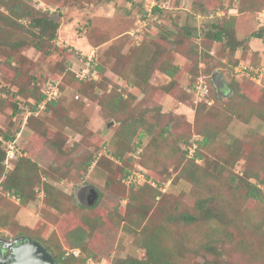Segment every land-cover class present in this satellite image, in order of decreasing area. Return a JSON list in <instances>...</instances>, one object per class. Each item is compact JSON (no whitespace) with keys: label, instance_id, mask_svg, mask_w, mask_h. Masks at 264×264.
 <instances>
[{"label":"rangeland","instance_id":"1","mask_svg":"<svg viewBox=\"0 0 264 264\" xmlns=\"http://www.w3.org/2000/svg\"><path fill=\"white\" fill-rule=\"evenodd\" d=\"M141 2L38 0L34 4L36 8L56 14L54 18L59 22L56 38L42 45L43 50L50 48V51L43 53L28 46L23 48L26 56H22L20 49H15L10 64L0 57L3 103L0 135H14L17 157L31 159L38 173L46 171L55 177L37 175L34 166L20 168L26 181L23 190L27 199L18 205L12 200L15 197L8 199L0 194V227L3 228L0 237L33 235L55 253L78 244L84 255L100 264H117L118 259L127 257L145 259L147 248L143 241L150 238L153 228L165 223L166 212L176 207L195 213L197 200L209 197L214 198V206L223 209L220 212L224 221L201 219L199 223L185 226L172 222L173 232L163 230L164 237L158 242V247L166 249L169 257L153 264H264V198L262 201L245 198L232 188L235 183L228 176L242 175L244 170L256 173L257 177L263 175L264 121L250 114L264 116V39L260 43H248L258 37L259 31H264V0H173L152 17L148 27L139 21L145 7V0ZM218 8L223 10L218 15L220 19H209L207 14ZM238 8L247 10L244 13L240 10L242 14L237 16L233 34L251 52L241 48L231 51L225 40L217 42L208 34L212 23L226 20ZM185 27L193 28V34L188 36ZM198 31L202 34L198 35ZM92 48L97 64L105 67L103 76L96 77L98 81L105 77L102 82L84 86L85 93L81 94L77 82L66 79L68 83H64L58 100L61 109L57 119L54 110L46 114L39 110V115L31 114L32 119L24 122L25 110L31 109L28 105L33 104L32 96H37L42 81L47 77H69L63 67L68 63H71L70 70L83 66L81 58ZM211 49L213 53L209 56L207 50ZM176 63L181 71L174 79V74L169 77L164 71ZM256 67L260 70L255 79L242 70ZM18 69L20 72L12 81L11 90L8 82ZM200 72L209 77L205 99L198 98L192 87ZM19 84L21 94H13ZM117 93L118 100L115 96L112 98L120 111L117 109L112 116L107 106L99 103L106 105L109 95ZM231 102L244 103L241 117L229 118L227 110ZM133 123L137 133L143 132L142 144L138 147L141 150L123 164L133 170L135 186L131 192L121 194L120 167L107 163L105 169L94 164L84 170L79 164L88 155H97L101 148L120 150ZM165 127L167 131L160 135ZM78 128L85 138L78 133ZM47 129V135H43ZM207 130L212 132L213 140L201 149L205 156L198 164L211 162L199 172L198 187L195 182L178 177L183 171V155L181 150L174 152V147L180 144L183 150L191 140L201 139ZM181 133L184 141L179 139ZM51 138L62 143L64 153L47 146ZM131 140L133 148L139 138L132 136ZM3 149L0 140V151ZM129 153V149L125 150L123 157ZM15 160L7 161L6 169L1 172L2 180L16 169ZM221 163L225 168L220 169ZM145 172L150 178L147 181ZM110 175L111 185L105 187V179ZM44 181L63 193L58 195V210L44 208L36 197V190L39 195L43 194L38 188ZM157 181L164 182L159 188L168 192L165 196L154 193ZM90 186L102 193L96 207L82 210L84 215L93 214L89 216L91 219L98 215V223L93 226L81 221L79 209L80 204H91L87 191ZM31 190L34 198L29 197ZM130 195H134L132 201L128 199ZM140 204L143 208L137 213L143 216V210L146 211L145 224L140 225L143 231L135 232L136 225L130 226L126 218ZM114 207L126 214V218L110 217ZM177 229L187 233L181 246L174 240ZM78 235L84 237L82 242L78 241Z\"/></svg>","mask_w":264,"mask_h":264},{"label":"trees","instance_id":"2","mask_svg":"<svg viewBox=\"0 0 264 264\" xmlns=\"http://www.w3.org/2000/svg\"><path fill=\"white\" fill-rule=\"evenodd\" d=\"M127 1H128V3H136V4L142 3V2H139L138 0H134L133 2H130L129 0H127ZM170 1H173V0H157L155 5L150 8V12L148 13L149 18L145 17V15H140L139 21L144 19L148 23H150L152 17L157 12H162L163 10H165V8L168 7V2H170ZM34 4H35L34 0H0V57L4 58V60H6V62H8V64H10V62H12V57H13L12 50L16 49L15 51H18L20 49V52H21L20 54L22 56H24L25 53H24L23 48L30 46V47L35 48L36 50L41 51L43 53H48L50 51V48L43 50V48H42L43 43L51 41V40L56 38L57 30L59 27L58 20L56 18H54V16L56 14L50 15L48 13V11H42L41 9L36 8V5H34ZM58 9H59V7H58ZM240 10L245 11L247 9L242 10V9L238 8V12H241ZM60 12L61 11L58 10L56 13L59 15ZM211 12H209V13H211ZM208 14H207V16H208ZM209 19L216 20V19H220V18H219V16H216L215 14H213V16L209 17ZM235 22H236V16L231 15V16L227 17L226 20L224 19L223 21H218L216 23H212V25H211L212 29H211V31L208 32V34H211L213 40H215L217 42L225 40L226 45L229 47V49L231 51H236L237 48H241L243 51H248L249 50L248 46L247 45L245 46L243 44L241 45V43L239 41H237L234 37L232 28L234 27ZM148 25L149 24H147V27H148ZM193 31H194L193 28H188V27L184 28V32L188 36L192 35ZM262 31H263V29H262ZM263 33H264V31H263ZM197 34L200 35V34H202V32L198 31ZM25 35H27L28 38H25ZM178 36H180V35L178 34ZM180 41H181V39H180ZM207 52L209 55L210 53L208 50H207ZM16 61H17V59H16ZM18 64H19V62H18ZM18 64L16 63V65H18ZM69 65L71 66V63L70 64L68 63L67 65H65L63 67V69H65V72L69 73L68 74L69 77L56 76L59 79V87H58L59 96H58V98L53 100V101H49L46 104V108L43 110L45 114L49 113L48 111L54 110L55 119H57V116L59 115L58 111L61 109V106L58 103L59 102L58 100L60 99V97L62 95V90L64 89V87H63L64 83H68L66 79L72 78L74 81H76L78 84V86H77L78 92L83 94V92L85 93L84 86L88 85V87H89L92 84H96V83L99 84L100 82H102V79L105 78V77H100V81L97 80V82H96V80L80 81L77 79L76 74L70 70ZM92 67L97 70L99 76H101V75L103 76V72L105 71V67H103L100 64H97V55H96L94 62L92 63ZM180 71H181V67L179 64L176 63V64H174V67H170V68L166 69L164 71V73L166 75H168L169 77H173V74H174V79H176V75ZM19 72H20L19 69L16 72H14L11 76L12 77L11 81L8 82V86L11 87V90L14 87V85L12 87V81H15V78H17V75ZM199 75H205V74H203V72H200ZM199 75L196 76V79ZM205 76H206V81L209 84V77H207V75H205ZM52 78L55 79V77H47L42 81V84H41L39 91L37 93V96L35 98H34V96L31 95L33 97L34 101H33V104L31 103V105H28L29 108H31L30 110H34L36 107V104L43 99V97H44L43 86L47 80L52 79ZM193 85H194V83H193ZM19 86H20L19 89H16V91H15L16 93H13V94H21L22 85L19 84ZM0 90H2V89H0ZM2 92H7V91L3 90ZM224 92H226V90ZM11 93H12V91H11ZM77 95H79V94L77 93ZM112 96H115L116 98H114V99L118 100V96H120V95L118 93L113 94V95H109V97L107 98V101H106V105L103 104L104 102H101L99 104L102 105V107L107 106V109L109 110L110 115L115 116V114H116L115 111L118 109V112H119L120 109H119V107H117V101H115L112 98ZM231 103L232 104L229 105L228 110H227V112L229 114V118L230 117H233V118L234 117H241L242 116L241 108H242V105H244V103H240V102H231ZM2 104L3 103L1 102V99H0V106ZM230 107H232V108L230 109ZM14 108L16 109V106H14ZM250 110L254 111L251 108H250ZM43 111H41L40 113H42ZM55 111H57V112L55 113ZM40 113H38L37 115H39ZM250 115H251V117H255V118L258 117L259 119L264 121V116H262V118H261V117H259V114L256 115L253 112H251ZM31 119H32L31 115L27 117V120H31ZM63 119L67 120L68 117H63ZM140 122L141 121H135V123H140ZM80 128H84V127H80ZM80 128H78V133H80L82 135V137L85 138V135L83 134V131H81ZM177 130H178V128H177ZM146 131H149V130H146ZM166 131H167L166 127L161 129L160 135H162ZM47 132H48V129L44 131L45 134L43 133V135H47ZM142 133H143L142 131H139L138 133L136 132V127L133 123L130 133L128 132V135L127 136L125 135L123 138L124 142H121L122 147L120 150L111 151L109 148L108 149L101 148L100 152H98L97 155L96 154L95 155H88L86 159H83L82 161H80L79 167L83 168L84 170H87L90 166H93L95 164L96 167H103L106 169L107 163H114L115 165L120 167V169H122L120 172L119 180H118V184H120L122 186L121 194L131 192V190L135 186V183L133 180L135 175L132 179L130 178V176H133V172H132L133 170L130 171V169L126 168L124 165L125 164L124 161L126 159L131 160V158H133L134 154L140 152L141 149L138 147H140V145L142 144V141H141ZM204 134L205 135H203V137L201 139L191 140L189 145H187L183 150L180 149L181 148L180 144L177 145V147H174V152L176 150H181L180 152L183 155V168H182L183 171L179 172L178 177L179 178H187L188 181L195 182V184L198 187H200L199 172L201 170L205 169L206 167L210 166L209 163L211 162V161L207 160V163L205 165H199L198 164V162L201 159H203L205 156L204 152L201 149L207 147L208 144H210L213 140V134L210 130H207ZM176 135L178 136L179 134H176ZM53 136H56V135L53 134ZM132 136L133 137L135 136V138H139V140H137V143L134 145L135 148L131 147L130 142L132 141L131 140ZM13 137H14V135L10 136L7 133H5V136H4L5 139H8V138L13 139ZM179 137H180L179 139L184 141L185 136H183V133H181L179 135ZM174 140H176V139L174 138ZM185 141H186V139H185ZM47 142H48L47 146L50 147L52 150L56 149L58 152L64 153L65 148H62V143L58 139H52L51 138V139H48ZM174 145H176V144L174 143ZM127 149H129L131 151V153H129L128 157L124 158L123 154H124L125 150H127ZM3 158H4V151H0V176H1V172L3 171V166L1 164V161L3 160ZM15 159H17V160H15V161H17V164L15 166L16 169H14V172L9 173L10 175L8 174L5 177V179L2 180V182H1L2 192L8 191L10 193V195H12L14 197H18L21 202H24L27 199V196L23 190L26 181L24 180V174L20 170L21 167H25V166L26 167H28V166L33 167L34 166L33 168L37 171V175L45 174V176L50 177V178H53L54 175H52L53 173L52 174L47 173L46 171H43V173H38L39 169H37V165L36 164L32 165V160L27 158V157H23V156L17 157L16 156ZM120 162H121V164H120ZM230 165H232V161H230ZM219 167H220V169L225 168V165H223L221 163V164H219ZM215 170H217V169H213V171H215ZM218 171H221V170H218ZM216 172H215V174H216ZM145 176H146L145 179L147 181V177H148L147 172H145ZM228 176L231 179L230 181L232 183H235V185L232 188L240 191V193H242L245 198L254 199L257 201L263 200V198H264V167H263V175L261 177H257L256 173H253V174L248 173L245 170L243 171L242 175L231 173ZM252 178L253 179L255 178L254 182L252 181ZM111 180H112L111 175H110V177H108V176L106 177L105 187H110ZM163 183L164 182L157 181L158 186L153 187V188H155V190H154L155 194H157L159 192L161 195L165 196L168 193L166 191H162L159 188V186ZM230 185L228 184L229 187H231ZM125 188H129V189L126 190ZM38 189L43 194L39 195L38 190H36L37 191L36 197L37 198L39 197L40 203L43 202L44 208L48 206V207H53V208L58 210L59 209L58 195H63V193H61L59 191V189L54 187L48 181L41 182V187H39ZM90 189H91V193L92 192L97 193L96 201L93 204H89V206H87L85 204H80L79 209L81 210V215H80V218L82 219L81 221L92 225V224L98 223V215H96L94 218L91 219L89 216H91L93 214H89V216L84 215L83 213H85V212L82 210L93 209L94 207H96L97 204L99 203L100 199H101L102 193L96 187L90 186ZM29 197L34 198L33 190H31V193H29ZM133 198H134V195H130L128 197L129 201H132ZM213 199L214 198H209V197H204V198L198 199L196 202V205H195V207H196L195 213H191L188 211H180L176 207L174 208L173 211L166 212L164 215L165 223L162 222L156 228H153L150 231V238L145 239L143 241L144 246L147 248V257L145 259H137V258H133V257L118 259L119 261L117 264H153V261H163L164 262V259L168 256L167 251L164 248H159L158 245L160 243H158V242L160 241L161 238L164 237L163 230L173 232V230L171 229V226H172L171 223L172 222H173V224L174 223L180 224L178 226H181V225L185 226V225H190V224H194V223L195 224L199 223V222H201V219L206 220V219L213 218V219L220 221V222L224 221V218L221 217V216H223V214L220 212V210H223V209L221 207H218L217 205L214 206ZM211 205H213L215 208L212 207ZM130 208H131V205H130ZM142 208H143V206L141 204L139 205V207L134 206L133 210H131L129 212L130 214H127V216H129V217L126 218V216H125L126 214L123 215L121 213L120 209H116V207H114L110 211V212H112V214L113 213L114 214L113 215L110 214V215H112L110 217L121 218V219L126 218L128 223L130 224V226L136 225L137 229H135V232L140 231V230L143 231L144 227L141 226L142 228H140V225L145 224V222H143V219H144V215L146 214V211L143 210V216L140 215L139 213H137ZM122 212L125 213L123 210H122ZM87 217H89V218H87ZM89 228H90V226H89ZM174 228H178V227H174ZM87 229H88V226H87ZM26 236L41 242V244L52 254L56 264H70L73 262H78V263L83 264V262L86 260V258H89V256H86L82 253V251H81L82 249L80 248L81 246L78 244L72 245V247H67L64 250L61 249V251H59L58 253H55V252L51 251V249L48 247V245L42 239H40L36 236H33V235H31V236L26 235ZM77 238H78L79 242H82L84 237H82L81 235H78ZM186 238H187L186 231H182V230L177 229L176 232H174V240L178 244L177 246L183 245L182 241H184ZM73 246H75V247H73ZM71 248H78L80 250V255L74 256L73 253L70 251ZM168 261H171V259L168 258ZM165 264H169V263L165 262ZM212 264H220V263L213 262Z\"/></svg>","mask_w":264,"mask_h":264},{"label":"clouds","instance_id":"3","mask_svg":"<svg viewBox=\"0 0 264 264\" xmlns=\"http://www.w3.org/2000/svg\"><path fill=\"white\" fill-rule=\"evenodd\" d=\"M134 0H130V2H133ZM139 2H141V0H138ZM156 1L157 0H152V1H149V0H145V7H144V9H143V14L142 15H145V17H148L149 18V16H148V13L150 12V8L151 7H153L154 5H155V3H156ZM36 2V1H35ZM181 3V2H180ZM229 11V10H228ZM235 11H237V9H235ZM234 11V12H235ZM230 12V11H229ZM213 14H215L216 16H218V15H221V14H223V10L222 9H218V11L216 10V11H212L211 13H209L208 14V17H212L213 16ZM232 15H234V13H232ZM141 23H143V26L145 27H147V24H149L146 20H144L143 19V21L141 20L140 21ZM144 22H146L145 24H144ZM91 50H93V52L95 51V49L94 48H92ZM209 53L210 54H212L213 53V49H211L210 51H209ZM94 58H96V57H94ZM95 60V59H94ZM94 60H93V62H94ZM78 68V67H77ZM76 68V69H77ZM76 69H74V68H71V70H72V72H74L75 73V71L74 70H76ZM96 70V69H95ZM243 70V72H249V74H252V76H253V79H255V77L257 76V72L260 70V68H258V67H256V68H250L249 70L248 69H246V68H244V69H242ZM97 71V70H96ZM76 74V73H75ZM97 75H98V72H97ZM77 77V76H76ZM199 77H203L204 78V80H205V82L207 83V81H206V77L205 76H199ZM198 77V78H199ZM197 78V79H198ZM78 79V78H77ZM197 79H196V81H197ZM49 80H54V81H58L57 82V86L59 87V79L58 78H52V79H49ZM79 80V79H78ZM86 80H97V78L96 79H86ZM86 80H80V81H86ZM48 81V80H47ZM46 81V82H47ZM196 81H195V83H196ZM45 82V83H46ZM195 83H194V85H195ZM45 85V84H44ZM194 85H193V89H194ZM207 85H208V91H209V84L207 83ZM43 93H44V90H43ZM58 96H59V89H58V95H57V97L56 98H54V99H51V100H46L44 103H43V108H40V105L42 104V102L45 100L44 99V97H45V94H44V97H43V99L40 101V102H38L37 104H36V107H35V109L34 110H25V113H24V115H23V118H24V120H23V118H22V120L25 122L26 120H27V117L28 116H30L31 114H33V115H36L37 113H38V111L40 110V111H43L45 108H46V104L49 102V101H53V100H55V99H57L58 98ZM202 99H205V95L202 97ZM0 140H1V143L3 144V146H4V158H3V160L1 161V164H2V166H3V170H5L6 169V166H7V164H6V162H5V159L7 158V151L10 149L9 148V145H13V149H11L12 151H13V153H14V155H13V157L10 159V163H11V160L12 159H15L16 158V156H17V149H16V141H15V137H13V139L12 138H8V139H5L4 137H2L1 135H0ZM16 155V156H15ZM1 182H2V179L0 178V192H2V186H1ZM6 196H8V197H14V196H12V195H10V193L8 192V191H5V192H3ZM16 198V201L19 203V205L21 204V201L19 200V198L18 197H15ZM12 200H14V199H12ZM3 230V228H1L0 227V232ZM16 238H19V240L16 242V244L17 243H20L21 241H23V240H25V239H32V238H30V237H27L26 235H19V236H16V237H14V238H11V239H7V238H1L0 237V243H2V242H6V243H9L8 241H12V240H14V239H16ZM35 240V239H34ZM39 242V241H38ZM13 243V242H12ZM15 245V244H14ZM0 249L2 250V253L4 254V251H3V248H1L0 247ZM10 250H11V247H8L7 248V254L5 255V256H7L9 253H10ZM70 251L73 253V255L74 256H78V255H80V250L78 249V248H71L70 249ZM76 253H75V252ZM49 252V251H48ZM52 255V254H51ZM87 259H90V260H92V261H95V262H99L98 260H95V259H92V258H86V260ZM86 260L83 262V264H85V262H86ZM0 264H9V263H0Z\"/></svg>","mask_w":264,"mask_h":264},{"label":"water","instance_id":"4","mask_svg":"<svg viewBox=\"0 0 264 264\" xmlns=\"http://www.w3.org/2000/svg\"><path fill=\"white\" fill-rule=\"evenodd\" d=\"M97 193L94 192L91 204L96 201ZM19 238L8 241L9 244L17 242ZM0 263L9 264H56L54 257L37 240L25 239L20 243L12 245L10 253L5 256L0 249Z\"/></svg>","mask_w":264,"mask_h":264},{"label":"built area","instance_id":"5","mask_svg":"<svg viewBox=\"0 0 264 264\" xmlns=\"http://www.w3.org/2000/svg\"><path fill=\"white\" fill-rule=\"evenodd\" d=\"M34 1H38V0H34ZM42 5V4H41ZM143 21V20H142ZM146 22H144L145 24ZM94 52L93 50H91L88 54L84 55V59L81 58V60L83 61V66H78V68L75 71L76 76L79 80H86V79H96L97 77V71L95 70V68L92 67V63L94 60ZM57 82L58 81H54V80H48L45 83V90H44V101L42 102V104L40 105V108H43V103L46 100H51L57 97L58 95V86H57ZM195 91V95L198 98H202L204 95L207 94L208 92V85L205 82L203 77H199L194 85V89ZM9 150L7 151V158L5 159L6 164L8 163L7 161H10V159L13 157L14 153L11 149H13V145H9ZM136 174V173H135ZM138 175L136 174V177ZM134 177L130 176V178L132 179ZM134 180V179H133ZM75 252V251H74ZM76 253V252H75ZM85 264H100L99 262H95L92 261L90 259H87Z\"/></svg>","mask_w":264,"mask_h":264},{"label":"crops","instance_id":"6","mask_svg":"<svg viewBox=\"0 0 264 264\" xmlns=\"http://www.w3.org/2000/svg\"><path fill=\"white\" fill-rule=\"evenodd\" d=\"M235 11V10H234ZM233 11V12H234ZM244 12H246V11H243L242 13H244ZM235 13H237V14H235ZM234 13V15L236 16V20H237V16L239 15V14H242V13H240V12H238V10L236 11ZM239 21V20H238ZM236 23V22H235ZM261 35V37H259ZM257 38L256 39H254L253 41H249V43L248 44H250L251 45V42H254L255 41V43H260V41H262V39H264V33H263V31H259V33L257 34ZM249 52H251V49L249 50ZM259 55V54H258ZM261 62V61H260ZM262 63V62H261ZM259 68V67H258ZM0 194H2V195H4L6 198H8L9 199V197L8 196H6L3 192H0ZM16 204H18L19 205V203L16 201V200H13Z\"/></svg>","mask_w":264,"mask_h":264},{"label":"flooded vegetation","instance_id":"7","mask_svg":"<svg viewBox=\"0 0 264 264\" xmlns=\"http://www.w3.org/2000/svg\"><path fill=\"white\" fill-rule=\"evenodd\" d=\"M88 191V195L89 196V200L92 199V194L93 192L91 193V189L90 190H87ZM86 191H84V194H85ZM16 244V242H13V243H6V242H2L0 243V247L3 248V251H4V254L6 255L7 254V248L8 247H11L12 248V245Z\"/></svg>","mask_w":264,"mask_h":264}]
</instances>
